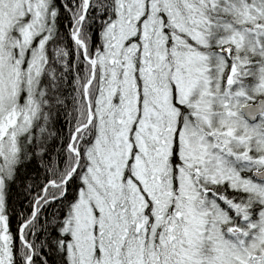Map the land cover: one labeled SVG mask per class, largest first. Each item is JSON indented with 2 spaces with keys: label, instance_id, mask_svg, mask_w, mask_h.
Wrapping results in <instances>:
<instances>
[{
  "label": "snow or ice",
  "instance_id": "snow-or-ice-1",
  "mask_svg": "<svg viewBox=\"0 0 264 264\" xmlns=\"http://www.w3.org/2000/svg\"><path fill=\"white\" fill-rule=\"evenodd\" d=\"M0 264H264V0H0Z\"/></svg>",
  "mask_w": 264,
  "mask_h": 264
}]
</instances>
